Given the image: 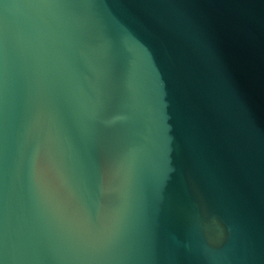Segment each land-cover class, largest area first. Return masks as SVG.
Masks as SVG:
<instances>
[{"label": "water", "instance_id": "water-1", "mask_svg": "<svg viewBox=\"0 0 264 264\" xmlns=\"http://www.w3.org/2000/svg\"><path fill=\"white\" fill-rule=\"evenodd\" d=\"M0 264H264V0H0Z\"/></svg>", "mask_w": 264, "mask_h": 264}]
</instances>
